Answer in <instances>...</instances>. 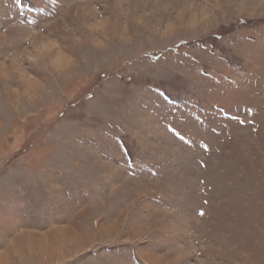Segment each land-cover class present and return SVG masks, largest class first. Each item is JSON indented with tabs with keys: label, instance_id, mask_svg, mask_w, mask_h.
<instances>
[{
	"label": "rangeland",
	"instance_id": "1",
	"mask_svg": "<svg viewBox=\"0 0 264 264\" xmlns=\"http://www.w3.org/2000/svg\"><path fill=\"white\" fill-rule=\"evenodd\" d=\"M85 2L118 30V0H0V26L76 60L0 80V264H264L258 0H223L198 37L133 25L103 51Z\"/></svg>",
	"mask_w": 264,
	"mask_h": 264
},
{
	"label": "clouds",
	"instance_id": "2",
	"mask_svg": "<svg viewBox=\"0 0 264 264\" xmlns=\"http://www.w3.org/2000/svg\"><path fill=\"white\" fill-rule=\"evenodd\" d=\"M83 8H91L95 15L84 25L89 33L90 46L98 51L110 48L113 39L121 45L136 42V29H146L147 42L168 41L177 33L191 37L205 34L218 26L224 11L223 0H118L115 7L122 23L114 30L111 15H105L96 5L85 2ZM257 10L264 9V0H258ZM18 25L0 26V80L18 75L19 70L26 74L30 65L42 61L44 69L56 75H65L76 65L75 58L64 50L60 42L42 29L22 32ZM21 44L17 47L18 42ZM77 36L76 41L81 42Z\"/></svg>",
	"mask_w": 264,
	"mask_h": 264
}]
</instances>
